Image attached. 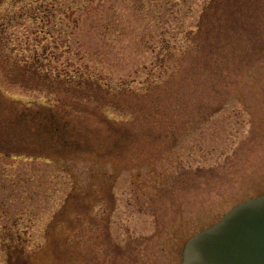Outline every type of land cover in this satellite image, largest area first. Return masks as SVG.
<instances>
[{
    "label": "rangeland",
    "instance_id": "obj_1",
    "mask_svg": "<svg viewBox=\"0 0 264 264\" xmlns=\"http://www.w3.org/2000/svg\"><path fill=\"white\" fill-rule=\"evenodd\" d=\"M205 1H0V127L25 106L81 101L33 79L35 66L39 76L85 75L112 90L160 88L161 40L182 45ZM226 3L208 16L222 14L225 34L210 33L226 57L196 71L183 59L190 103L172 117L174 135H156L150 120L134 129L129 110L106 106L141 136L97 165L83 153L32 157L14 149L15 133L11 149L0 135V215L20 219L15 245L0 223V264H180L187 239L264 192V0ZM103 99L136 103L113 91Z\"/></svg>",
    "mask_w": 264,
    "mask_h": 264
},
{
    "label": "trees",
    "instance_id": "obj_2",
    "mask_svg": "<svg viewBox=\"0 0 264 264\" xmlns=\"http://www.w3.org/2000/svg\"><path fill=\"white\" fill-rule=\"evenodd\" d=\"M226 6V0H206L195 30L189 31L188 35L184 37L182 45L177 46L169 43L166 39L161 40V54L158 57L163 67L161 73L165 76L160 88L159 84L154 85L150 87L146 95H142L139 90L124 86L112 90L109 84L103 83L104 86L97 81L99 79L85 75L77 78L61 77L60 75L50 77L48 73L43 72L39 76L38 67L35 66L32 70L33 79L38 80L39 78V82L48 87L54 84L59 92H62L63 88L64 92L75 95V98L81 99V101L75 100L66 104L65 101L60 100V103H55L52 106L49 104L31 105L32 108L25 106L26 113H14L10 115L7 122L5 120L1 125V142L3 145H15L10 141L11 135L15 133L17 135L15 138L17 145L15 146L19 149H26L28 155L32 157L35 154L37 156L43 154V156L76 157L82 156L81 153H83L86 155L84 157L91 159L95 165L104 162V158L114 160L113 156L120 155L126 147L136 141L137 137L141 136V133L138 136L132 133L133 124L131 121L126 124L124 121H117L106 116V106L110 109L117 107L116 109L129 110L132 118H136L134 129L141 121H144V124L150 120L149 127L154 130L156 135L155 130L159 133L164 132L166 136L169 135L168 133L174 135L175 126L173 124L175 122L172 117L184 114L190 103L187 99L189 94L186 96L183 91L184 87H188L189 80L180 79L183 70L182 61L191 59L193 62L190 63H195L193 68L196 71L198 66L205 62L213 63L218 61V57H226V53L223 51L226 43L223 40L215 41V37L210 33L211 31L215 34H225L226 25L222 20V14L217 13L211 22L208 20L210 13L217 12L218 8ZM204 49L207 50L206 53H204ZM164 53L167 55L165 54V56ZM194 55L195 58L192 59L191 57ZM200 60H202L201 63H197ZM174 65L176 66L175 71L172 68ZM26 70L28 69L24 71ZM179 80H183V84H180ZM90 88L92 91L87 94ZM106 91H113L121 98L128 94L132 95L136 99V103L129 106L117 103L106 105L105 99H103ZM82 99L92 101L93 109L85 106ZM149 103L153 105L149 106ZM90 116L93 118V122H91ZM24 132L28 134L29 138ZM133 136L136 138L132 139Z\"/></svg>",
    "mask_w": 264,
    "mask_h": 264
},
{
    "label": "water",
    "instance_id": "obj_3",
    "mask_svg": "<svg viewBox=\"0 0 264 264\" xmlns=\"http://www.w3.org/2000/svg\"><path fill=\"white\" fill-rule=\"evenodd\" d=\"M180 264H264V192L187 239Z\"/></svg>",
    "mask_w": 264,
    "mask_h": 264
},
{
    "label": "flooded vegetation",
    "instance_id": "obj_4",
    "mask_svg": "<svg viewBox=\"0 0 264 264\" xmlns=\"http://www.w3.org/2000/svg\"><path fill=\"white\" fill-rule=\"evenodd\" d=\"M8 148L11 149V145H7ZM1 148V146H0ZM14 149H19L18 147H14ZM24 149V148H22ZM12 196V195H11ZM0 203L2 204L1 200ZM0 219L1 221L3 220V222H0L1 224H3L4 226H2L3 230H7L9 232V235L6 236L5 239V244L6 245H15L14 243L19 241V232L17 231V221L20 220L18 218L13 217V215L11 214H5V215H0ZM16 225L15 228H13ZM26 230H23V232ZM25 233V232H24ZM16 258L18 259V257L16 256Z\"/></svg>",
    "mask_w": 264,
    "mask_h": 264
}]
</instances>
